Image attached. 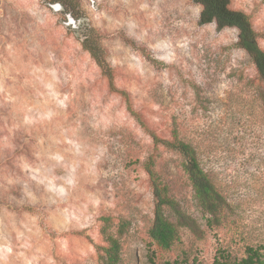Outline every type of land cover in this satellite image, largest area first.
Instances as JSON below:
<instances>
[{"label":"rangeland","instance_id":"374dc122","mask_svg":"<svg viewBox=\"0 0 264 264\" xmlns=\"http://www.w3.org/2000/svg\"><path fill=\"white\" fill-rule=\"evenodd\" d=\"M63 1L0 0V264H99L104 216L125 224L119 264H213L264 244V82L237 30L201 24L192 0ZM231 6L264 49V0ZM90 29L112 85L82 48ZM172 130L225 197L218 216L153 140ZM149 163L187 221L167 210L169 249L147 232Z\"/></svg>","mask_w":264,"mask_h":264},{"label":"trees","instance_id":"16d2710c","mask_svg":"<svg viewBox=\"0 0 264 264\" xmlns=\"http://www.w3.org/2000/svg\"><path fill=\"white\" fill-rule=\"evenodd\" d=\"M62 5H68L63 0H56ZM200 7L199 22L201 24L214 23L217 29L235 28L237 30V44L249 56L254 64L260 79L264 82V49L257 42V33L247 13L231 6V0H192ZM82 48L86 50L101 70V73L112 85L113 75L107 64L104 53L94 30L90 29L81 41ZM123 93V92H121ZM155 143L177 151L182 157V168L185 172L194 197L205 214L211 217L218 216L225 206V197L214 186L208 171L201 165L195 148L180 138L176 130H172L169 140L152 135ZM150 177L152 195L154 199L153 217L148 228V236L160 248L169 249L179 239V228L176 222L167 216V210H172L178 219L187 222L184 214L176 208L175 201L168 195V188L161 182L158 175L146 166ZM210 218H207V222ZM125 224L119 222L116 229L112 228L110 216L102 217L99 233L101 243L96 245V254L99 264H119L121 261L120 236ZM264 264V244L246 245L243 255L231 260V254L221 252L214 258L213 264Z\"/></svg>","mask_w":264,"mask_h":264}]
</instances>
